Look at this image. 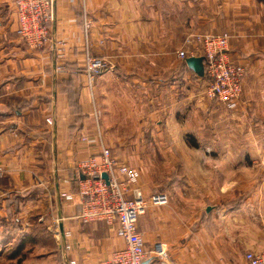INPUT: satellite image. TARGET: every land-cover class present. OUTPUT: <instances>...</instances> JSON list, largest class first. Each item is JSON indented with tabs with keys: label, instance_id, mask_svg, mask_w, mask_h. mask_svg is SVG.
Returning <instances> with one entry per match:
<instances>
[{
	"label": "crops",
	"instance_id": "obj_1",
	"mask_svg": "<svg viewBox=\"0 0 264 264\" xmlns=\"http://www.w3.org/2000/svg\"><path fill=\"white\" fill-rule=\"evenodd\" d=\"M13 11L0 0V248L11 264H50L52 253L55 264H97L120 245L114 228L82 225L60 197L77 191V161L99 154L80 140L98 127L113 156L140 171L146 200L169 197L139 218L146 250L168 251L145 263L232 264L215 254L264 250L252 222L264 219V0H55L40 51L23 43ZM204 34L228 36L245 67L234 111L209 99L206 75L178 55L202 57ZM87 47L105 66L92 86ZM228 197L242 206L211 212Z\"/></svg>",
	"mask_w": 264,
	"mask_h": 264
},
{
	"label": "built area",
	"instance_id": "obj_2",
	"mask_svg": "<svg viewBox=\"0 0 264 264\" xmlns=\"http://www.w3.org/2000/svg\"><path fill=\"white\" fill-rule=\"evenodd\" d=\"M13 15L17 34L27 48L35 51L44 48L56 22L55 0H14ZM83 15L88 42L90 23L86 13ZM196 42L204 59V74L208 79L207 97L228 110H236L243 94L246 70L242 64L232 60L228 36L204 34L196 36ZM178 55L188 57L185 50H180ZM104 69V64L95 59L87 47L85 71L89 86ZM95 118H100L98 113H95ZM46 122L52 125L54 121L50 117ZM80 140L95 143L99 154L77 161V191L61 192L60 197L79 207L75 219L82 225L104 223L114 228L120 245L97 264H144L150 255L158 259L167 258L168 251L160 242L155 243L151 251L146 250L138 222L147 208L166 205L169 197L159 193L146 200L140 190V171L116 160L99 127L94 138L82 136ZM70 237V232H64V240ZM63 239L61 237V242ZM65 248L70 249L71 246L66 243ZM68 264L76 262L71 260ZM243 264H264V250L246 252Z\"/></svg>",
	"mask_w": 264,
	"mask_h": 264
},
{
	"label": "rangeland",
	"instance_id": "obj_3",
	"mask_svg": "<svg viewBox=\"0 0 264 264\" xmlns=\"http://www.w3.org/2000/svg\"><path fill=\"white\" fill-rule=\"evenodd\" d=\"M85 14V13H83ZM83 19H84V15H83ZM88 21H89V16H88ZM185 61L187 58H183ZM101 63L104 64V61L100 60ZM98 75H96L97 77ZM227 109V108H226ZM232 111V110H230ZM234 111V110H233ZM107 142V141H106ZM234 140H228L227 143H228V146L229 145H232L234 146ZM117 159V158H116ZM118 160V159H117ZM121 163V162H120ZM262 168H260V172H258L259 174V178H264V171H261ZM141 190V188H140ZM254 190V189H253ZM142 191V190H141ZM252 191V189H251ZM262 191H264V189L262 188ZM262 191H260V195H262ZM242 193H245V192H242ZM245 194H250V193H245ZM239 195V194H237ZM235 194L232 192L231 195H230V198H234L235 199ZM229 197L227 198V200L224 201V203H217V204H212L213 206H216L215 208H212L211 212H219V208L222 207L223 209L227 211H234L236 208L242 206L240 205L239 203H237L235 200L232 201L231 203H229ZM249 207V205L247 206ZM250 209H253L251 206L249 207ZM259 212H261V206H259ZM259 216V214H257ZM256 218V221H252L254 226H256V223H258V231L260 233H262L264 231L263 229V226H264V219H262V217L260 216V218ZM256 217V216H255ZM216 220L218 221V216L216 217ZM215 224V223H214ZM52 228H53V225H52ZM53 239H55L56 241H60L61 242V237L58 236V235H55V237H53ZM9 248H0V264H11L10 263V259L8 257V253L10 250H8ZM39 250V246L37 244H35V248H34V251H35V256L37 254H41L40 252H38ZM7 251V252H5ZM246 252H235V253H216L215 255L219 258L220 256H226V258H230V261L232 262V264H243V258H244V255H245ZM31 256V255H30ZM51 262L50 264H55L56 262L54 261L55 260V254H51ZM31 257H29L30 259ZM54 259V260H53ZM236 262V263H235ZM16 264H18L17 262H15ZM31 262L29 261V264ZM35 264H42V262H40V260H37L34 262ZM26 264V262H25Z\"/></svg>",
	"mask_w": 264,
	"mask_h": 264
},
{
	"label": "water",
	"instance_id": "obj_4",
	"mask_svg": "<svg viewBox=\"0 0 264 264\" xmlns=\"http://www.w3.org/2000/svg\"><path fill=\"white\" fill-rule=\"evenodd\" d=\"M187 65L196 72V74L202 76L204 75V59L203 57H189L186 59ZM104 178H107L104 175ZM210 209H208L209 211ZM147 264V263H144Z\"/></svg>",
	"mask_w": 264,
	"mask_h": 264
}]
</instances>
